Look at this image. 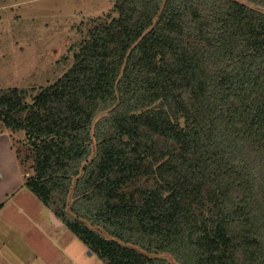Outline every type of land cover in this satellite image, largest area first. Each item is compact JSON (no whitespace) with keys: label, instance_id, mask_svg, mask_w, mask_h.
Wrapping results in <instances>:
<instances>
[{"label":"trees","instance_id":"trees-1","mask_svg":"<svg viewBox=\"0 0 264 264\" xmlns=\"http://www.w3.org/2000/svg\"><path fill=\"white\" fill-rule=\"evenodd\" d=\"M113 11L30 101L0 90L24 186L105 264H264V0Z\"/></svg>","mask_w":264,"mask_h":264},{"label":"rangeland","instance_id":"rangeland-1","mask_svg":"<svg viewBox=\"0 0 264 264\" xmlns=\"http://www.w3.org/2000/svg\"><path fill=\"white\" fill-rule=\"evenodd\" d=\"M113 8L114 0H0V90L24 89L30 101L71 66L70 48L85 37L89 20L109 14L114 17ZM9 133L1 144L4 148L10 142L11 151L3 153L2 159L5 157L7 166L13 168L10 158L14 156L17 163L14 148L24 146L25 133ZM29 165L21 166L27 171L24 176L31 174ZM13 174V170L8 173ZM65 238L68 240V236ZM89 261L105 264L95 253Z\"/></svg>","mask_w":264,"mask_h":264},{"label":"crops","instance_id":"crops-1","mask_svg":"<svg viewBox=\"0 0 264 264\" xmlns=\"http://www.w3.org/2000/svg\"><path fill=\"white\" fill-rule=\"evenodd\" d=\"M4 135L11 134L0 133V264H90L94 253L87 254L84 243L67 235L63 221L28 193L18 160L9 157L10 168L2 159L11 151L10 142L1 144ZM11 170L14 174L8 175Z\"/></svg>","mask_w":264,"mask_h":264},{"label":"water","instance_id":"water-1","mask_svg":"<svg viewBox=\"0 0 264 264\" xmlns=\"http://www.w3.org/2000/svg\"><path fill=\"white\" fill-rule=\"evenodd\" d=\"M88 254H89V255H91V254H92V252H91V251H89V252H88Z\"/></svg>","mask_w":264,"mask_h":264}]
</instances>
